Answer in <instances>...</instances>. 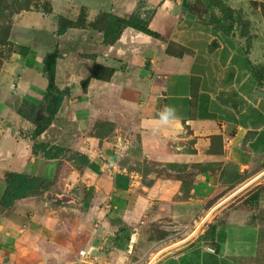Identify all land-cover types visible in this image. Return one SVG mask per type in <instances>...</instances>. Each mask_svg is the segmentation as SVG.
I'll return each instance as SVG.
<instances>
[{
    "label": "crops",
    "instance_id": "0c3cea01",
    "mask_svg": "<svg viewBox=\"0 0 264 264\" xmlns=\"http://www.w3.org/2000/svg\"><path fill=\"white\" fill-rule=\"evenodd\" d=\"M195 1L51 0L52 13L47 15L56 19L60 15L75 19L82 7L88 22L100 12L137 11L164 37L157 39L127 27L115 44L105 45L103 34L92 29L71 28L57 36V28H52L50 45L54 43L62 54L56 82L59 87L69 86L71 95L39 140L90 157L88 166L73 167L65 176L73 180L67 183L70 188L81 180L77 198L62 196L74 204L83 201L87 225L95 222L88 264H248L257 253L259 226L250 224L245 210L231 208L230 203L236 190L264 180V38L248 37L254 34L252 24L248 27L252 32L242 33L240 43L215 29L223 38L214 41L217 35L206 29L213 26L204 28L188 8ZM223 1L245 13L253 1L264 2ZM192 31L196 34L188 36ZM79 34L86 37L79 38ZM79 41L90 47L81 59L75 52ZM33 48L41 55L20 76L23 84L17 96L21 103L24 99L39 102L47 86L41 64L51 49ZM80 62L86 72L78 68ZM120 62L127 64L139 86L126 87L122 93L143 99L130 103L132 129L124 135L130 145L118 155L117 143L106 138L98 145L94 141L88 145V137H81L83 143L72 142L70 126L78 121V111L84 113L80 102H72L74 94L83 93L81 80L90 75L94 63L114 67L115 78ZM146 63H151L149 68ZM62 74L68 78L66 85ZM91 80L109 84V80ZM80 121L86 122V115ZM21 122L28 124L25 119ZM31 147L29 139L1 137L0 158H11L4 165L6 171L32 170L52 177L57 160L34 155ZM145 164L150 167L144 169ZM27 200L34 204L33 222L45 227L39 224L46 214L43 198L31 197L14 206ZM48 220L50 233L44 235L40 229L36 237L48 238L57 264H73L72 236L56 228V218Z\"/></svg>",
    "mask_w": 264,
    "mask_h": 264
},
{
    "label": "rangeland",
    "instance_id": "374dc122",
    "mask_svg": "<svg viewBox=\"0 0 264 264\" xmlns=\"http://www.w3.org/2000/svg\"><path fill=\"white\" fill-rule=\"evenodd\" d=\"M46 1L52 4L51 0H0V29L6 25L10 27L8 43L12 44H2L0 35V138H7V141H14V139L19 138L29 139L27 134L33 129V125L30 122H28L27 126H23L21 122L23 118L17 112L18 107L21 105V99L17 96L19 95L18 88L23 84L20 76H23V73L27 70V66L30 65L29 58L27 60L25 57H20V54L16 52V46L19 44L18 40H22L24 42L21 43L22 45L30 46L32 49H34L33 47H43L41 49L42 51H48L49 49L53 51L55 48H58V46L55 47L54 43L50 45V42L52 43L54 41L51 32L53 27L57 28V19L56 16L47 15V13L43 12ZM187 4L189 3L185 2L184 5ZM202 5L204 6V4ZM248 8V12L246 13L243 8L242 10H236V16L242 17V22H236L234 24L233 33L228 35V39H236L240 43L239 40L242 33L249 34L252 32L251 29H248V27L251 28L252 24L254 34H249V37L260 36L264 38V2L253 1ZM215 13L220 15L219 10H216ZM196 15L199 19L198 23L202 24L204 28L209 26L208 24L211 22L212 17L210 11L206 12L202 8ZM73 18H75V15ZM206 29L214 35L216 34L214 27L212 29L206 27ZM190 33L196 34L192 31L189 32L188 36L191 35ZM83 35L79 34L78 36L79 38L86 37ZM216 35L217 38L214 41L222 40V36L219 34ZM74 37L72 36L71 39H75ZM86 47L88 50L90 49L89 46L83 45L80 42L78 43V48H75L76 55L79 59L83 58L82 55L87 50ZM63 48H66V46L63 45ZM40 55L41 53L36 51V55L30 61L36 65L37 62L35 59ZM80 63L81 66L78 68L86 72V67H84L82 62ZM149 64L151 63H146L145 67L149 68ZM126 65L124 62L118 64L119 73L115 75V78L112 76L109 79V84L100 85L96 82L94 84L90 80L87 89L82 91V94H74L72 102H80L81 107L85 110H82L84 112L83 114L78 111V121L73 119L75 124L70 126L74 133L72 142L77 144L83 143L81 137H88V145H92V141H94L93 145H98L105 138L109 142L118 144L120 143V138L123 139L125 137L124 135L131 131L132 124L129 123V117H131L132 108L130 103H141L143 99H135L128 93H122L124 88L132 85H134L133 88L135 86L139 88L136 85L138 84L137 81L131 76L130 68H126ZM183 65L188 67V63ZM133 70L138 71L140 69L134 68ZM62 77L65 78L62 84L66 85L68 78L64 74H62ZM44 78L46 77L44 76ZM80 87L82 89L81 82ZM83 115H86V122L80 121ZM97 138L98 140H95ZM38 141L41 140L38 139ZM31 143L33 142L31 141ZM62 143L65 144L66 142ZM9 156L0 158V196L5 188L3 176L7 166L4 165L5 163L7 164V159H11L7 158ZM149 167V164H145L144 169ZM29 173L40 175L42 172L39 173L30 170ZM41 175H44V173ZM78 181L79 183L81 182V180ZM68 182L71 184L73 180H67L64 176L59 183V191L72 198H77L78 190L76 188L79 187V183L76 188H70L68 187L69 185L67 186ZM21 203V205L13 206L7 210H3L0 207V226L2 227L0 228V264H57L53 251L48 246V238L41 237L38 239L36 237L38 236L37 230L40 229H42L44 235H47L45 233H50L48 232L50 227L46 224L49 222L48 217L50 216L56 218V228L58 230L67 232L73 238V250L70 255L72 263L88 264L80 259L79 251L89 248V241L95 232V222L94 220L89 221L90 223L87 225V220L85 219L86 210L83 201L76 200L74 204V202L68 200L65 204L59 203L56 205L57 203L52 200L50 201L48 196L43 198L46 214L43 215L42 220H39V224L43 223V225H46L45 227L33 222V201L27 200ZM68 203L72 205H66ZM230 207L245 210L249 223L259 226L260 239L258 250L255 256L248 259V264H264V180L234 193ZM30 208H32L30 211L27 210ZM51 208L57 210V212H52ZM87 227L90 228V231L86 230ZM32 233H36V235Z\"/></svg>",
    "mask_w": 264,
    "mask_h": 264
},
{
    "label": "trees",
    "instance_id": "16d2710c",
    "mask_svg": "<svg viewBox=\"0 0 264 264\" xmlns=\"http://www.w3.org/2000/svg\"><path fill=\"white\" fill-rule=\"evenodd\" d=\"M202 4H204V6ZM188 8L195 14H198L202 8H204L206 12L210 11L212 17L209 24L224 35H230L233 31L234 24L236 22H242V17L236 16V10L232 9L223 0H197L194 4L188 6ZM216 10H219L220 15L215 13ZM43 12L47 14L52 13V4L49 1L45 2ZM149 24V20L142 17L137 11L118 13L100 12L93 21L88 22L86 8L82 7L75 19L63 15L58 16L55 34L57 36H62L71 28L92 29L103 34V43L105 45H113L119 40L125 28L132 27L154 38L164 39V37L159 32L152 29ZM9 28L10 27L6 25L0 29L2 44H11L8 43ZM16 52L22 57L27 58V60L28 58L30 60L33 59L36 55L34 49L22 44L16 46ZM183 53L184 49L181 50L178 55L180 56ZM60 58H62V54L58 48H55L44 56L41 64V72L47 79V86L42 99L37 103L24 99L17 110L18 114L23 119L33 125V129L27 134L29 139L33 142L31 147L32 153L36 156L40 155L45 160H57L56 171L52 177L32 174L25 171H5L3 176L5 188L0 196V207L3 210L10 209L16 202L31 197L38 196L46 198V196H48L51 201L52 195H56L57 197L63 196L64 193L60 192L58 189L62 178L66 176L73 167L81 169L91 163L90 157L87 154L58 144L38 141L39 137L55 120L63 102L71 95V88L69 86L59 87L56 82V66ZM30 60L29 62L31 63L32 61ZM115 70L116 69L112 66L94 63L90 75L81 81L83 91L87 89L91 79L108 81L113 76Z\"/></svg>",
    "mask_w": 264,
    "mask_h": 264
},
{
    "label": "built area",
    "instance_id": "2783aa9c",
    "mask_svg": "<svg viewBox=\"0 0 264 264\" xmlns=\"http://www.w3.org/2000/svg\"><path fill=\"white\" fill-rule=\"evenodd\" d=\"M130 142L123 137V139L120 138V143L116 144V153L118 155H123L127 149V147L130 145ZM209 249V248H208ZM210 251H214L212 249H209ZM79 257L82 261L84 262H90L91 258H92V253H91V249H81L79 251Z\"/></svg>",
    "mask_w": 264,
    "mask_h": 264
},
{
    "label": "water",
    "instance_id": "95a60500",
    "mask_svg": "<svg viewBox=\"0 0 264 264\" xmlns=\"http://www.w3.org/2000/svg\"><path fill=\"white\" fill-rule=\"evenodd\" d=\"M215 45V43H214ZM67 200V197H56V196H53V200L54 202H57V203H60V202H65Z\"/></svg>",
    "mask_w": 264,
    "mask_h": 264
},
{
    "label": "bare ground",
    "instance_id": "6f19581e",
    "mask_svg": "<svg viewBox=\"0 0 264 264\" xmlns=\"http://www.w3.org/2000/svg\"><path fill=\"white\" fill-rule=\"evenodd\" d=\"M246 185H244L243 187H245ZM243 187L239 188L238 190H236L234 193L238 192L239 190H241ZM233 193V194H234Z\"/></svg>",
    "mask_w": 264,
    "mask_h": 264
},
{
    "label": "clouds",
    "instance_id": "9594fccd",
    "mask_svg": "<svg viewBox=\"0 0 264 264\" xmlns=\"http://www.w3.org/2000/svg\"><path fill=\"white\" fill-rule=\"evenodd\" d=\"M168 112H169V113H172V110H171V109H169V110H168Z\"/></svg>",
    "mask_w": 264,
    "mask_h": 264
}]
</instances>
